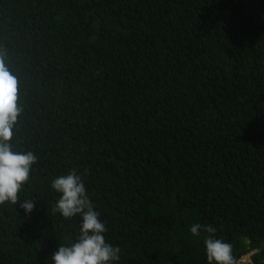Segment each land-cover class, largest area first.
Instances as JSON below:
<instances>
[{"label":"trees","instance_id":"obj_1","mask_svg":"<svg viewBox=\"0 0 264 264\" xmlns=\"http://www.w3.org/2000/svg\"><path fill=\"white\" fill-rule=\"evenodd\" d=\"M0 60L10 144L38 157L31 213L0 204V264H52L78 237L51 210L71 169L111 264H208L197 223L264 264V0H0Z\"/></svg>","mask_w":264,"mask_h":264},{"label":"clouds","instance_id":"obj_2","mask_svg":"<svg viewBox=\"0 0 264 264\" xmlns=\"http://www.w3.org/2000/svg\"><path fill=\"white\" fill-rule=\"evenodd\" d=\"M18 81L0 60V204L19 203L25 213L34 208L32 199H20L23 186L30 179V171L38 160L32 151H13L10 141L12 129L22 112L18 105ZM50 187L59 193V198L52 205V212L70 219L76 215L81 217L78 237L71 243L59 244L51 255L52 264H111L120 259L121 249L106 242L107 231L99 213L94 210L88 198L82 175L71 169L66 175L53 178ZM200 230L209 235L203 240L208 264H237L233 256L232 245L215 238L216 229L211 225L193 224L191 233L199 236ZM251 251L240 259L251 261Z\"/></svg>","mask_w":264,"mask_h":264},{"label":"rangeland","instance_id":"obj_3","mask_svg":"<svg viewBox=\"0 0 264 264\" xmlns=\"http://www.w3.org/2000/svg\"><path fill=\"white\" fill-rule=\"evenodd\" d=\"M248 257V255H246L245 257H244V259H246Z\"/></svg>","mask_w":264,"mask_h":264},{"label":"built area","instance_id":"obj_4","mask_svg":"<svg viewBox=\"0 0 264 264\" xmlns=\"http://www.w3.org/2000/svg\"><path fill=\"white\" fill-rule=\"evenodd\" d=\"M244 259H242V261H243Z\"/></svg>","mask_w":264,"mask_h":264}]
</instances>
